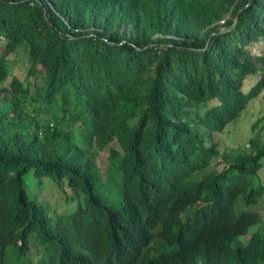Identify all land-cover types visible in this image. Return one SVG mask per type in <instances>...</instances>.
I'll use <instances>...</instances> for the list:
<instances>
[{
  "label": "trees",
  "instance_id": "1",
  "mask_svg": "<svg viewBox=\"0 0 264 264\" xmlns=\"http://www.w3.org/2000/svg\"><path fill=\"white\" fill-rule=\"evenodd\" d=\"M263 41L264 0H0V264L6 247L14 264H264V217L235 210L264 193V118L249 151L215 141L264 91Z\"/></svg>",
  "mask_w": 264,
  "mask_h": 264
},
{
  "label": "rangeland",
  "instance_id": "2",
  "mask_svg": "<svg viewBox=\"0 0 264 264\" xmlns=\"http://www.w3.org/2000/svg\"><path fill=\"white\" fill-rule=\"evenodd\" d=\"M225 22L222 21L221 24ZM224 30V29H223ZM264 42V41H263ZM257 45V44H255ZM254 45V46H255ZM253 53H258L259 48L255 46L252 50ZM13 68L12 72L13 75L20 78L23 81H26L28 71L30 69V61H29V55L26 50L21 49L17 56L14 57L13 59ZM263 74V72H260L259 76H250L247 78L244 84V91L247 93L259 80L260 76ZM35 80L32 81V84L34 83ZM218 102L212 101L203 111V113L217 105ZM264 118V91L260 95L258 99L255 101L251 102L246 109V111L238 118L236 121L232 122L230 125L227 126L224 132L219 133L216 135V141L220 147V150L224 152V155L231 154V155H238L244 151L250 150L251 149V144L252 141L256 138L258 130L261 129L263 124H260L258 127H256L253 130V125L255 122L259 119ZM256 134V135H255ZM264 136V130L261 133ZM247 147V148H246ZM90 152H92L95 156L98 155L97 152L94 151L93 145L90 147ZM227 152V153H226ZM108 150L104 151L101 153L98 164L100 167V171L102 174L103 182L108 181V175H107V169L109 166L108 162ZM226 167V164L222 161V164L217 166V170L220 171L223 168ZM260 181L264 185V159H263V169L261 170L260 174ZM33 174L32 172L28 173L25 178L26 186L28 189L29 194L32 197H36L39 191V187L34 186L32 181H33ZM264 195V194H263ZM56 206V205H55ZM52 211H55L54 208H51ZM235 210L236 211H251V212H257V210L260 212L262 217H264V196L261 200V202L257 206H252V207H247L243 203V196L238 200V202L235 205ZM65 211L64 209H59L56 214H59L60 212ZM54 214V215H56ZM264 220V218H263ZM257 227V226H255ZM253 227L251 231L255 229ZM256 230V229H255ZM254 230V231H255ZM248 237H246L247 239ZM30 261L32 264H38L41 258V254L33 249L32 254L30 255Z\"/></svg>",
  "mask_w": 264,
  "mask_h": 264
},
{
  "label": "clouds",
  "instance_id": "3",
  "mask_svg": "<svg viewBox=\"0 0 264 264\" xmlns=\"http://www.w3.org/2000/svg\"><path fill=\"white\" fill-rule=\"evenodd\" d=\"M224 23V22H223ZM224 30H227V29H224ZM217 134H219V133H216L215 134V141H216V135ZM216 143H217V141H216ZM218 144V143H217ZM249 145H251V144H249ZM218 147H219V145H218ZM247 148V147H246ZM219 150H220V147H219ZM246 151H247V149H246ZM249 151V150H248ZM220 152H221V155L224 157V156H227V157H233V156H236V155H231V154H228L227 152V154L226 155H224V152H222L221 150H220ZM241 154V153H240ZM226 164V163H225ZM226 167H227V164H226ZM261 172V171H260ZM260 172H259V174H260ZM110 179H112V178H110ZM108 182V181H107ZM264 194V193H263ZM263 196L264 195H262V197H261V199H260V202H261V200H262V198H263ZM259 202V203H260ZM192 211H193V209H192ZM255 230V229H254ZM249 231V233H254L255 231ZM246 237H248L249 238V236H245V239H246ZM248 238L246 239V240H248ZM5 252H6V258H7V262H6V264H14V259H12L11 258V256H10V254H9V249H8V247H6V249H5ZM18 264H21L20 262H18ZM22 264H31L30 263V261L29 260H26V261H24V263H22Z\"/></svg>",
  "mask_w": 264,
  "mask_h": 264
},
{
  "label": "water",
  "instance_id": "4",
  "mask_svg": "<svg viewBox=\"0 0 264 264\" xmlns=\"http://www.w3.org/2000/svg\"><path fill=\"white\" fill-rule=\"evenodd\" d=\"M237 23H238V18H236V20H235V22H234V24H233L232 27H230V28L227 29V30H222V33H225V32H227V31H229V30H233V29L236 27Z\"/></svg>",
  "mask_w": 264,
  "mask_h": 264
}]
</instances>
